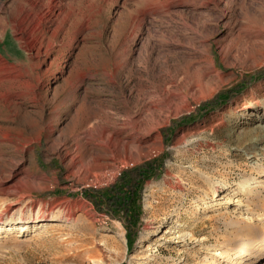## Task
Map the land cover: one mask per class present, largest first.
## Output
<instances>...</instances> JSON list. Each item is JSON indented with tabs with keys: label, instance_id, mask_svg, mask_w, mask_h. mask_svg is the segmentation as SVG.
I'll list each match as a JSON object with an SVG mask.
<instances>
[{
	"label": "rangeland",
	"instance_id": "1",
	"mask_svg": "<svg viewBox=\"0 0 264 264\" xmlns=\"http://www.w3.org/2000/svg\"><path fill=\"white\" fill-rule=\"evenodd\" d=\"M261 28L264 0H0V184L19 181L34 211L63 202L73 215L0 231V264H217L210 253L239 239V221L252 242L240 264H264V227L233 201H199L264 174V110H248L264 104ZM134 121L158 129L127 160L97 177L70 169L85 129L127 138ZM149 162L127 235L120 209L85 194L110 196ZM248 199L263 213L264 193Z\"/></svg>",
	"mask_w": 264,
	"mask_h": 264
},
{
	"label": "bare ground",
	"instance_id": "2",
	"mask_svg": "<svg viewBox=\"0 0 264 264\" xmlns=\"http://www.w3.org/2000/svg\"><path fill=\"white\" fill-rule=\"evenodd\" d=\"M256 33H257L256 38L263 37L264 36L263 28H261ZM224 64L228 65V63L225 60H224ZM207 75H212L214 80L218 81L219 83H222L223 80L222 74L215 69L212 60L210 61L209 71ZM181 101L183 104L185 103L183 96L181 98ZM160 102H161L160 104L163 107H168L170 103L168 98H164ZM257 103L252 104L248 110L254 111V110H258L259 108H262V110H264V104L258 105L259 103L258 104ZM141 125L142 124L138 121L132 122L133 131L132 134L129 135L127 138L122 137L123 131L119 130L111 133L109 132V128L103 124L97 125V129L94 130L92 128L85 129L79 135L81 137L75 138L73 140L75 141L73 145L75 156L71 158L70 169L76 171H82L83 174L87 177H97L100 175H104L108 170L112 169L113 165L116 164L118 161L127 160L129 158L131 151L138 149L140 145L146 142V137H149L152 132L158 129V124L157 126L154 127L148 126L149 128L147 127L142 128ZM143 129H144V134H142ZM154 139L159 140L158 133L154 134ZM4 140L9 142L11 141V139L8 136H5ZM93 141L95 142L94 144H92ZM65 157L66 155L62 156L63 160ZM260 178L261 179L253 178L250 180H246L240 184L235 185L233 188H229L230 194L227 196L224 195L225 193L219 195L218 192L211 191V197H209L208 202L204 201L203 196H201L203 198L199 197V201L202 202L204 208H202L201 206L198 207L204 210L206 209L211 210L214 209L215 207H219V208L223 207L224 204L226 203L225 200L233 201L232 203H230V207L226 206V208H231L232 206L234 208L233 210L238 212V214L240 215V217H242V219L248 220V222L250 223L256 222L258 225L260 224L263 228L264 205L261 206V208L263 209V213L260 212L259 214L256 213L253 215L251 213V208H250L251 207L250 200L252 199L249 198L250 200L248 199L245 204H243V201L241 200V195L244 197L252 196L254 198L259 196L261 193H264V174H262ZM224 186L226 187L227 184H224L223 182L221 188H224ZM202 194H204L205 197H207V194L205 192H202ZM217 197L219 198L217 199ZM8 198L13 199L14 203L11 204L7 203V205L2 206L5 207L4 209L0 208V231L11 232L13 229L16 228L20 232H24L30 228L27 227V224L33 225L31 226L32 228H34L36 224H38V228H44L45 227L44 222L51 220L61 221L62 219H64L65 220L64 223H68L70 222V219L73 218L71 212L62 209L63 202L62 204L61 202L53 204V206H51L50 209L48 210L46 208H40L34 211L35 205L33 201L30 200L31 198L30 193L28 191L23 190V186L19 184V181L14 182L13 184L12 183L0 184V202L1 201L3 202L5 201L4 199H8ZM208 203H210V205H208ZM21 204H23L22 207H20ZM26 212L28 215V222L19 225L23 222L22 216H24ZM49 214H53V216L50 217ZM240 223L241 221H239L235 227V228L238 227L239 231L242 234L240 235L239 239H237L235 243L225 251H221L217 249L212 253H210L214 258L218 260L217 264H240L241 255L245 254L248 247L251 246L252 242L250 241L249 238L250 232L244 227L245 225L241 226ZM168 233H169L168 230L164 231V234H168ZM182 237L183 235L178 234L174 237H171V239L169 240L172 241L173 243L179 244L183 242ZM159 240H166V239L164 237H159ZM123 241L125 242L124 239ZM145 250H150V249H148L147 247L145 248ZM261 252H264V250L263 249L256 250V253H261ZM148 256L149 255L138 254L136 257L133 256L130 258L134 260H138L135 264H141V261L142 260L145 261L148 258Z\"/></svg>",
	"mask_w": 264,
	"mask_h": 264
},
{
	"label": "trees",
	"instance_id": "3",
	"mask_svg": "<svg viewBox=\"0 0 264 264\" xmlns=\"http://www.w3.org/2000/svg\"><path fill=\"white\" fill-rule=\"evenodd\" d=\"M152 167V162H149L143 166V169L132 170L129 173L130 181L125 184V188L122 190H115L111 188L110 196L99 194V198L96 196H85L91 200L95 206L99 207L100 203L103 202L105 205L112 209L118 208L123 214L124 226L127 235L133 234V229L139 219L140 208L138 206V193L140 190V183L146 176V169Z\"/></svg>",
	"mask_w": 264,
	"mask_h": 264
}]
</instances>
